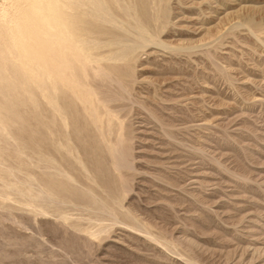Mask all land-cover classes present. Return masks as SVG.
Instances as JSON below:
<instances>
[{"label": "rangeland", "instance_id": "374dc122", "mask_svg": "<svg viewBox=\"0 0 264 264\" xmlns=\"http://www.w3.org/2000/svg\"><path fill=\"white\" fill-rule=\"evenodd\" d=\"M66 1L0 0V264H264V0L119 45Z\"/></svg>", "mask_w": 264, "mask_h": 264}, {"label": "bare ground", "instance_id": "6f19581e", "mask_svg": "<svg viewBox=\"0 0 264 264\" xmlns=\"http://www.w3.org/2000/svg\"><path fill=\"white\" fill-rule=\"evenodd\" d=\"M168 2L169 0H75L72 2L66 1L58 7L68 17V24L74 29L75 34L82 39L92 37L99 42L106 44L115 42L117 45L120 44L118 39H127L142 44L147 40L144 35V30L148 27L151 19L154 22H165V18L168 17ZM96 63H98V61ZM54 88L55 86L53 85V89ZM61 103L63 105L67 104L63 102L59 104ZM68 105L73 108L72 103ZM66 106L63 110H67L65 112L68 113ZM62 108L60 111H63ZM73 110L75 111V109ZM39 140L43 139L39 138ZM32 142L33 141H30V143ZM36 144L38 143L34 142V145Z\"/></svg>", "mask_w": 264, "mask_h": 264}]
</instances>
